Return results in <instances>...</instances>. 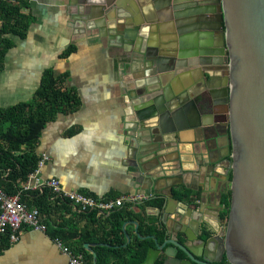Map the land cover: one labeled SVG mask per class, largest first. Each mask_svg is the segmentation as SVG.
Here are the masks:
<instances>
[{
	"label": "crops",
	"instance_id": "crops-1",
	"mask_svg": "<svg viewBox=\"0 0 264 264\" xmlns=\"http://www.w3.org/2000/svg\"><path fill=\"white\" fill-rule=\"evenodd\" d=\"M177 2L178 9L174 8V0H120L122 5L118 12L113 9L108 14L110 19L106 34H101L95 24H90L93 20L87 23L80 19L78 10L84 6L82 0H13L10 1L15 6L12 15L6 17L1 16L5 12L0 9V43L2 38L12 42L0 68V108L32 99L44 71L50 67L56 74L69 73L64 85L80 99L78 105L73 108L68 105L55 119L49 120L40 137L31 145H12L9 139L0 137V167L7 162L8 155L15 157L34 152L40 160L44 155L48 156L43 164L39 160L35 171L39 169L44 178L58 179L65 190L82 191L99 200L144 193V190L138 189L136 180L140 154L130 138L136 132L131 129L134 118L146 108H142V92L137 88H142L144 84L145 66L138 60L140 53L152 45L160 47V52L168 60L165 65L169 70L163 73L174 74L170 82L181 89L178 93L193 87L189 94L198 104L203 124L200 114L192 111L182 117L183 128L176 132L167 131L159 157L163 163L151 171L163 178L155 181L154 188L159 192L151 196L165 195L170 184L173 185V192L183 187L200 189L201 197L180 198L174 193L178 200L171 207L174 212L148 205L140 214L153 218L157 224L164 222L166 227H173L177 231L174 236L184 239L182 229L196 228L199 211L218 209V204H223L222 183L228 182L232 171L228 158L231 145L228 135L223 136L221 132L224 128L220 121L222 116L211 112L213 98L209 93L212 96L216 94L214 90L226 81L227 71L223 79L222 73L213 72V79L206 84L201 70L203 67L187 65L188 61L192 63L200 58L211 57L214 62L223 59L217 54L209 56L203 52L206 48L216 50L210 44L215 45L217 33L211 28L201 27L214 22L212 10L217 7L204 3L205 0ZM209 16L213 19L205 20ZM24 22H31L26 36L11 30L14 26L23 27ZM141 22L139 35L132 44L125 38L123 40V33L111 30L120 29L118 23L134 26ZM180 37L186 43L184 51L194 52L195 56L190 54L186 59L179 58ZM194 42L198 45L194 46ZM70 45H75L76 50L62 57ZM174 55L177 63L182 61L186 64L173 68L171 57ZM217 66L215 63L208 64L207 68L210 70ZM213 101L218 102L217 96ZM177 106L178 101H172L171 108ZM170 121L169 127H173V120ZM10 123L3 122L0 133L8 131ZM5 173L2 176L3 186L8 192L16 193L15 188L9 186ZM28 178H18L17 185L21 188ZM34 190H24V202L30 208L34 207L37 198L29 193ZM70 203L73 209L61 206L60 202L50 203L48 210L41 214L43 222L47 226H59L68 221L69 228L95 230L96 224L83 213V209L72 201ZM136 211L140 212L139 208ZM138 228L137 220L124 223L130 242ZM169 236L171 232L168 231ZM57 238L48 229L44 231L33 227H24L15 242L0 234V264H70L69 255L57 244ZM88 244L96 252L97 243ZM114 259L115 256L109 253L108 261L112 263Z\"/></svg>",
	"mask_w": 264,
	"mask_h": 264
},
{
	"label": "water",
	"instance_id": "water-1",
	"mask_svg": "<svg viewBox=\"0 0 264 264\" xmlns=\"http://www.w3.org/2000/svg\"><path fill=\"white\" fill-rule=\"evenodd\" d=\"M82 2L84 6L78 10V16L87 23L93 20L90 24H95L101 34L108 31L109 12L113 9L118 12L122 5L120 0ZM174 3V8L178 9L177 0H174ZM204 3L216 4L217 8H214L212 13L218 12V15L215 25H201V28H211L217 33L215 45L210 44L211 47H216V50H208L205 46L203 52L209 56L217 54L223 59L214 62L211 57L200 58L192 63L188 61L187 65L202 66L203 76L211 81L214 71L207 68L208 64H226L227 109L226 115L221 118L224 120L220 121L225 123L231 142L229 150L232 157V179L229 180V188L232 195L229 218L224 224L219 209L206 208L199 211V217L195 220L196 228L182 229L184 239L175 237L177 231L168 226L171 236L163 243H159L157 238L152 236L157 244L150 249L144 264H153L159 255L164 259V264H215L222 261L224 256L230 264H264V0H205ZM176 15L178 16V13ZM208 19L213 18L209 16L205 20ZM118 24L120 29L111 30L123 33V40L125 38V41L134 43L143 23L134 26ZM183 39L180 37V59L194 53L184 51L186 43ZM193 45L198 44L194 42ZM200 45L204 46L203 43ZM159 49L149 45L148 49L142 52L144 66L153 70L146 81L148 85L143 86V93L147 97L140 94L145 99L142 108H146L138 112L133 120L134 127L131 128L139 132L132 133L130 138L141 159L136 176L138 189L144 190L147 196L159 192L154 188V184L163 177L151 171L163 163L159 157L165 134L169 130L176 132L183 128L181 120L186 117V113L201 112L194 96L189 94L193 87L178 93L181 89L174 87L170 82V77L173 79L174 74L163 73L169 70L163 67L164 62L168 60ZM175 57L176 55L171 57L173 68H181L186 64L182 61L177 63ZM213 98H216L215 94ZM176 100L178 106L173 109L171 104ZM170 119L173 120V127H169ZM200 119L203 124L201 114ZM149 120L153 122L150 123ZM149 164L151 165L148 166ZM164 196L166 210L174 212L171 207L177 204L178 200L174 197L173 185L167 186ZM133 223L137 226L136 222ZM202 227L210 232L209 237L202 235ZM127 239V243L130 242L129 236ZM85 246L93 253L94 264H97L95 250L88 243ZM181 252L185 256H181Z\"/></svg>",
	"mask_w": 264,
	"mask_h": 264
},
{
	"label": "trees",
	"instance_id": "trees-1",
	"mask_svg": "<svg viewBox=\"0 0 264 264\" xmlns=\"http://www.w3.org/2000/svg\"><path fill=\"white\" fill-rule=\"evenodd\" d=\"M10 1L13 0H0V9L5 12V15H1L2 17L12 15V10L15 6L11 5ZM24 4H27V2H24ZM30 23L24 22L23 27L14 28V26L11 27V30L21 36H26ZM4 25L7 28V25ZM11 46L12 42L10 40L1 39L0 68L3 66L6 52ZM76 48L75 45H70L61 56L67 57L71 55ZM68 76V72L56 74L52 67L47 68L43 73L41 84L32 99L11 105L8 108H0V129L3 130V122H11L8 131L0 133V137L9 139L12 145H31L40 137L42 129L49 120L55 119L59 112L64 111L68 105H70V108L78 105L80 99L77 94L64 85ZM228 158L232 161L231 155ZM39 160L40 157L34 152H25L15 157L8 155L7 162L0 167V173L3 176V173L6 172L7 176L5 175V177L8 179L9 186L19 191L21 188L17 185V179H26L29 173L36 170ZM8 169L10 170L8 171ZM231 179L232 171L229 174V180ZM29 193L37 197L33 206L37 207L42 215L48 210L52 202H60L61 206L73 209L69 199L54 193L50 188L43 187ZM174 193L180 198L199 199L201 197L200 189L193 190L183 187L182 189L174 190ZM231 195L232 191L229 187H226L221 194L222 203L225 207L222 208L220 217L224 224L227 223L229 218ZM22 199L23 201L25 199L24 191H22ZM165 202L166 197L164 195H156L144 200L124 203L110 212H104V214L99 213V210L95 208L83 209V213L89 216L93 224H96L93 231H79L76 227L69 228L67 226L68 221H65L66 223L63 222L59 226L50 224L47 229L50 230L54 237L61 239L74 252H83L86 264H93V254L85 248V243H97V264H144L150 249L157 244L152 236H155L159 243H163L168 237V230L164 222L157 224L153 218H145L140 213L148 205L165 208ZM137 208H139L140 212L136 211ZM128 220H137L139 228L131 242L125 245L127 236L124 223ZM140 235L143 237H140ZM202 235L207 238L210 236V232L205 227H202ZM5 236L10 241L9 236L7 234ZM109 253L115 256L112 263L108 261ZM180 255L185 256L183 252ZM154 264H164V259L160 257ZM193 264L199 263L194 262ZM215 264L230 263L224 256L222 261Z\"/></svg>",
	"mask_w": 264,
	"mask_h": 264
},
{
	"label": "built area",
	"instance_id": "built-area-1",
	"mask_svg": "<svg viewBox=\"0 0 264 264\" xmlns=\"http://www.w3.org/2000/svg\"><path fill=\"white\" fill-rule=\"evenodd\" d=\"M47 155L40 160L43 164ZM0 173V234H7L11 242L19 239L24 227H33L40 230H47V224L43 222L40 210L37 207L30 208L22 199V191L29 189L50 188L54 193L65 197L82 209L95 208L101 212H110L117 206L123 205L126 201L136 202L144 200L148 196L144 193L122 196L117 199L99 200L93 195L77 191L65 190L58 179L44 178L39 169L29 175L25 185L16 193L8 192L2 184ZM225 205H222L224 208ZM57 244L62 247L63 252L69 255L70 264H86L83 252H74L65 246L60 239H56Z\"/></svg>",
	"mask_w": 264,
	"mask_h": 264
},
{
	"label": "flooded vegetation",
	"instance_id": "flooded-vegetation-1",
	"mask_svg": "<svg viewBox=\"0 0 264 264\" xmlns=\"http://www.w3.org/2000/svg\"><path fill=\"white\" fill-rule=\"evenodd\" d=\"M216 5V4H215ZM216 9V8H215ZM217 15H218V12H214V22H212V24L211 25H215V23L217 22L216 21V18H217ZM214 23V24H213ZM108 28V27H107ZM213 31H214V33L216 34V30H214V29H212ZM107 33H108V31H107ZM133 43V42H132ZM132 43H130V44H132ZM160 48V47H159ZM148 49V47H146L145 48V50H147ZM161 49V48H160ZM160 49H159V52H160ZM144 50V51H145ZM143 51V52H144ZM162 54V53H161ZM140 57H139V60L138 61H140L142 64H144L143 62H144V53H140ZM210 65H213V64H210ZM225 62H222V64L220 63V64H218V66L216 67V68H213L212 70L214 71V72H216L218 75H221L220 73H222L223 75H222V79H223V77L225 76V74H226V69H225ZM163 67H166V65H165V62H164V64H163ZM145 68V78L143 79L144 80V84L142 85V90L140 89V91L142 92V94L144 95L145 93H143V86H145V84H147L148 85V83H146V81H147V79L150 77V73H152V68L151 67H144ZM167 68V67H166ZM215 73V74H216ZM206 78V77H205ZM221 79V80H222ZM143 80L141 81V82H143ZM212 80V79H211ZM205 81H206V84H207V82H209V80H207V78L205 79ZM139 87H141V86H139ZM226 87H227V84L225 83V82H222V83H220L219 84V86L217 87V89H216V96H217V98H218V102L217 103H215L213 100H214V98H213V96L211 95V93H209L210 94V96H211V98H213V100H212V102L210 103V109H211V112L212 113H214V114H216V115H220V116H222L223 117V115H226V104H227V102L225 101V99H226ZM207 92V91H206ZM208 93V92H207ZM141 97H143L142 95H141ZM144 97L146 98L147 97V95H144ZM221 99H223V100H221ZM142 100L143 101H145V99H143L142 98ZM221 100V101H220ZM144 105V104H143ZM221 120H224V119H221ZM224 125H223V127L225 128V130H223V129H221V132L223 133V136H226V135H228L227 133H226V131H227V127H226V125H225V123H223ZM220 131V130H219ZM230 145H231V142H230ZM230 148V147H229ZM231 149V148H230ZM230 155H231V151H230ZM232 162V161H231ZM230 186V184H229V179H228V182L227 183H225V184H223L222 183V190H224L226 187H229ZM223 192V191H222ZM222 194V193H221ZM223 205V204H222ZM222 205L221 206H219V204H218V206H217V208L220 210V212H221V210H222Z\"/></svg>",
	"mask_w": 264,
	"mask_h": 264
}]
</instances>
